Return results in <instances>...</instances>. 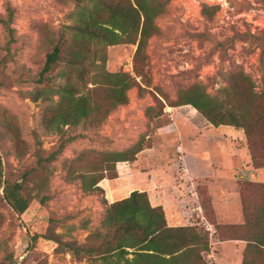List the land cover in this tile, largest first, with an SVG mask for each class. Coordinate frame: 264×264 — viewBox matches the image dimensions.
<instances>
[{
	"label": "rangeland",
	"instance_id": "374dc122",
	"mask_svg": "<svg viewBox=\"0 0 264 264\" xmlns=\"http://www.w3.org/2000/svg\"><path fill=\"white\" fill-rule=\"evenodd\" d=\"M76 21L75 0H0V154L5 175L24 180L31 198L27 211L17 215L0 193V264H96L95 259L74 258L66 244H83L102 228L107 204L113 202L110 189L124 188L114 201L124 198L131 190H142L150 171L156 170L163 185L181 183L195 190L196 181L183 178V161L176 151L181 145L188 156L192 145L197 146L199 160L211 154L229 165L240 158L229 157L230 146L245 147L244 131L213 126L190 105L173 106L181 90L201 85L214 95L239 71L264 95V0H171L138 58L136 44L107 49L106 69L130 73L138 82L128 91V102L98 128L64 126L50 131L42 124L50 102L22 95L30 89L25 74L38 71L49 48L47 37ZM6 23L14 30V41ZM159 112L165 117L150 120ZM166 117L170 125L160 134L157 126ZM141 141L144 149L129 162L134 170L126 182L117 185L105 178L98 184L104 193L85 191L83 174L94 168L98 153L124 150ZM61 143L64 148L57 159L46 168L37 167L38 157ZM237 171V180L264 182V168L242 166ZM43 196L49 199L41 204ZM202 257L208 264L207 254Z\"/></svg>",
	"mask_w": 264,
	"mask_h": 264
},
{
	"label": "trees",
	"instance_id": "16d2710c",
	"mask_svg": "<svg viewBox=\"0 0 264 264\" xmlns=\"http://www.w3.org/2000/svg\"><path fill=\"white\" fill-rule=\"evenodd\" d=\"M75 1L76 23L48 36L49 48L38 71L33 74L27 70L25 74L24 83L30 89L22 95L35 102H50L42 120L50 131H61L64 126L98 128L128 102V91L138 82L130 73L106 69L107 49L136 44L138 58L158 29L155 20L165 14L171 0ZM5 25L10 41H14V30L10 23ZM182 105L192 106L213 126L243 130L253 168H264V95L255 91L251 78L239 71L233 73L228 86L214 95L201 85L191 86L181 90L173 104ZM162 113L151 115L150 120L165 117ZM170 122L166 117L157 127ZM63 148L61 143L46 156H39L37 167L46 168ZM143 149L141 141L124 150L98 153L94 168L83 174L85 191L104 193L99 182L117 178V163L133 162ZM237 183L244 223L219 224L208 188L197 184L203 217L218 232L228 228L230 236L246 239L263 255L264 182L240 179ZM25 190L24 180L5 175L0 154L1 198L17 215L24 214L31 202ZM48 199L41 197V204ZM209 243L210 232L204 226H168L163 208L152 207L146 192L133 191L129 197L107 204L102 228L91 233L85 243L66 246L74 258L95 259L99 261L96 264H207L202 255L208 254Z\"/></svg>",
	"mask_w": 264,
	"mask_h": 264
},
{
	"label": "crops",
	"instance_id": "0c3cea01",
	"mask_svg": "<svg viewBox=\"0 0 264 264\" xmlns=\"http://www.w3.org/2000/svg\"><path fill=\"white\" fill-rule=\"evenodd\" d=\"M169 125L159 128V133H166ZM221 138L226 139L224 135ZM215 143H212V145L215 146ZM219 143L222 144L221 141ZM183 146H178L176 150L178 154L180 153L179 158L183 161L182 171L185 173L183 178L196 181L197 184H203L208 188L216 220L219 224L242 225L244 216L237 183L238 178L235 173L242 166L255 170L250 155L247 153V145L245 144L243 148H232L230 146L232 150H230L229 157L238 155L240 158L238 160H231L230 158L231 163L229 165L226 162H221L220 157L211 156V154L207 158L203 157V160L197 159V155H200L201 152L197 153V146L195 145H192L191 156L184 155V152H182L184 151ZM212 148L215 147L210 149ZM248 163L250 164L248 165ZM116 169L118 177L113 180L116 181L117 185L126 182L125 180L131 177L134 170L129 162L118 163ZM150 175V181L144 183L142 190H131L124 198L129 197L133 191L146 192L152 207L160 206L163 208L168 226H204L210 232L209 252L207 254L208 264H264V259L257 247L249 246L246 239L230 236L231 232L228 228H222L218 232L205 220L199 205L198 195L197 197L194 195L196 190L190 191V187H186L181 183L179 186L173 184L163 185L160 179L157 178L156 170H151ZM249 180L253 181L252 179ZM106 182L109 183V180L106 179ZM110 191L113 202H115L114 198L116 196L125 193L124 188L121 187H117V190H113V192L111 189ZM192 197H195V201Z\"/></svg>",
	"mask_w": 264,
	"mask_h": 264
},
{
	"label": "built area",
	"instance_id": "2783aa9c",
	"mask_svg": "<svg viewBox=\"0 0 264 264\" xmlns=\"http://www.w3.org/2000/svg\"><path fill=\"white\" fill-rule=\"evenodd\" d=\"M194 195L197 197V194H196V192L194 193Z\"/></svg>",
	"mask_w": 264,
	"mask_h": 264
}]
</instances>
